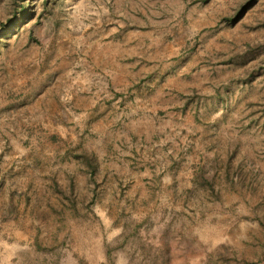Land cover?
<instances>
[{
	"label": "rangeland",
	"instance_id": "1",
	"mask_svg": "<svg viewBox=\"0 0 264 264\" xmlns=\"http://www.w3.org/2000/svg\"><path fill=\"white\" fill-rule=\"evenodd\" d=\"M117 52L158 108L106 110ZM113 145L151 165L107 181ZM81 163L76 207L23 186ZM0 264H264V0H0Z\"/></svg>",
	"mask_w": 264,
	"mask_h": 264
},
{
	"label": "crops",
	"instance_id": "2",
	"mask_svg": "<svg viewBox=\"0 0 264 264\" xmlns=\"http://www.w3.org/2000/svg\"><path fill=\"white\" fill-rule=\"evenodd\" d=\"M121 57V53L117 52L112 54V59L110 60V65L113 67V69L115 68V70L118 71L119 76L115 78L112 77L113 79L111 78L110 83H107V86L110 87L109 91H107L106 89L103 91L106 99L110 101V104L106 107V110H108L110 114L112 111L119 109L121 110V102L136 103V107L134 109H131L132 112L140 111L141 107L145 108V110L149 112H151L155 108H158L157 102L166 98V95H160V91L153 88V86L156 85V83H153V79L142 77V67L139 63L137 55L133 54L129 56L127 59V64H123L121 62ZM155 82H157L158 84V80H155ZM96 94L98 93H94V95ZM142 104H145V106ZM149 134V132L141 133L140 138L147 140L146 144H150V146L153 147V145H151L152 141L148 137ZM187 148L191 149V146H188ZM87 153H89L88 147ZM122 155L123 154L119 153V150L115 145H113V147H109L107 153L104 154L105 162L103 165V173L104 175L106 174L107 181H110V179H113L115 181L116 175H119V180L124 179L126 176L138 175V172L135 170V168L130 171L131 166L143 167L147 163V165H151L149 160H147L144 165L142 164L141 160V163L135 162V157H133L134 159H130V162L126 163L121 159ZM111 158L118 159V161L112 162ZM186 166L187 168H183L184 166L181 165V169L179 170L180 166L176 163V161H163V163H156V174L154 175L155 177L151 180L156 181L158 179V176H160L158 180L162 182V186L160 190H158V193H161L164 197L176 196L175 193L179 191H176L174 189V184L177 181L183 182V179H186L185 181L188 182L187 187H191V176L189 175L190 162H187ZM159 169H161L160 172H158ZM64 170H66V167L64 168ZM183 170L187 171L186 175L185 173H183ZM88 175V165L81 163L80 165H78V167H76L74 174L71 170V173H68L67 175L65 174L61 177L57 176L58 178H60V189H55L53 177L51 174H46L44 180L42 178H39L33 184L29 179H23L22 182L24 184L23 186L27 189L34 188L33 190H38V197L42 199V201L40 202L41 207L50 208L56 206L55 203L52 202V198L56 197L59 200V202H57L58 206L72 208L73 206L76 207L78 205L76 202L70 203L68 199L71 200L72 198H78L77 192L78 187L81 185L80 179L85 182L86 190L89 189ZM145 175L147 174H144V176ZM130 181H134L133 176L131 177ZM71 183H73V185H70ZM71 187H73L74 189H72ZM71 190L75 191L73 195H71ZM34 196L35 195H33L32 197ZM131 196L135 197L136 195ZM31 205H34L33 201L32 204L31 202H29L27 208H29ZM105 211L109 212V209H106ZM24 212H27V210L24 209Z\"/></svg>",
	"mask_w": 264,
	"mask_h": 264
}]
</instances>
